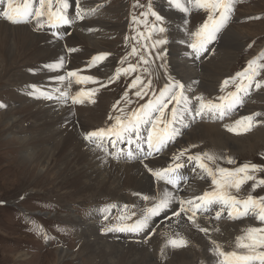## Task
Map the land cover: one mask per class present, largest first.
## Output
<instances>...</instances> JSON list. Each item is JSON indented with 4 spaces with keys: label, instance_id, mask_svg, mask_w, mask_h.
Segmentation results:
<instances>
[{
    "label": "bare ground",
    "instance_id": "obj_1",
    "mask_svg": "<svg viewBox=\"0 0 264 264\" xmlns=\"http://www.w3.org/2000/svg\"><path fill=\"white\" fill-rule=\"evenodd\" d=\"M53 1L56 3L57 0ZM101 1L79 0L75 2V0H68L69 6H75L76 8L78 3L85 7L86 5L95 6V4ZM54 5H52V8ZM168 5H164L165 8L162 9L166 19L170 22L169 26L172 36L170 38L168 26V37L166 38L169 42L163 46L164 49H167L168 53L166 62L171 58L170 62L175 66L177 74H179V79L177 77L174 78L177 81L179 80L180 83L181 81L184 82V86H187L189 90L194 89V92L198 93V95L196 93V97H201V90L206 91L208 88L215 89L217 87L216 81L218 77L227 69L232 55H234L232 51L242 46L240 40L243 38V35L252 36V34L243 33L242 35L236 29L230 27L225 32L226 34L223 38V46L226 51H218V59H213L209 63L207 61V63L201 65V70H199L198 64L203 61L205 62L206 58L210 59V56L204 59H201V56L197 59L194 58V54L187 48L186 39L183 34L185 30L184 22L186 20L184 17L185 12L181 9H176V7L174 8V4L170 7ZM93 9H97V6L90 9V11ZM73 10L74 8L65 10L72 20V23L67 25L69 27L66 33L74 31L70 43L77 49L75 59H71L72 66L67 62V55L61 48L60 44L62 41L59 43L50 36L32 33V29L12 27L0 21V85H6L7 87L0 90V99L6 101L9 107L14 108L10 112H3L0 123L2 118L7 117L3 133L5 136L16 137L10 140L8 144L12 145V142L15 141L18 143L17 153L20 155L21 163L26 165L25 168L29 173L34 174L38 171L40 175L43 174V178L49 179L47 181L48 184H53L48 189V195L60 199L64 206L77 207V205L82 204L91 211L85 219H81L76 214L71 213L74 209L70 210L71 212L66 215L73 225L78 226L77 237L79 242H83L80 251L73 253L71 259L85 257L86 263L90 261L89 264H159L157 261L158 253L155 254L147 245L141 244L139 239L130 237H138L141 235V231L144 229H146L145 232L148 231L155 221H157L160 223V228L157 230L159 235L158 237L153 236L154 239L151 243L157 249L163 248L164 253L167 251L165 254L170 260V264H198L199 259L203 260V264H221L218 263L216 251L213 250L217 247L215 242L221 243V250L223 251L232 249L234 245H229L232 243L231 238L242 233L243 228L251 223L244 221L233 222L228 219H226L227 221L222 219L215 222L206 217H198L195 222L201 223V226L198 225L199 228H208L211 234L198 232V228L190 224L191 221H188L183 213L178 218L174 217L173 213L179 206L178 198L182 199L192 194H203L211 185L210 177L199 169H196L194 174H192L191 170L188 173V169H185L182 174L178 175V187L174 188L161 180L153 178L144 165L147 164L154 171H160L167 166L171 159L169 157L175 156L180 151L179 149L183 148L180 147L181 145H190L193 141L200 139H210L211 142H215V145L224 143L233 148H239L242 146V142L239 139H235L232 135L225 134L219 125L193 122V114L190 113V110H185L191 107V102L189 104L184 103L178 108V111L181 110L178 112L179 121L175 124L178 135L173 138V142L168 144L167 147L170 148H167L168 150L164 155L157 153L159 157L154 154L146 160L143 159L144 152L137 150L139 141L135 139L136 142H133L130 147L133 155L129 157L128 152L122 149L119 154L121 157H118V161H116L115 158L112 160V157L100 151L107 150L104 140H94L91 143L84 140L85 132L97 130L104 124L107 127H114L115 123L108 119L106 122L103 121L106 112L107 95L103 92L102 88L97 89L101 92L95 90V94L91 97V99L95 100V103L90 102L89 97H80L84 102L74 104L72 98L78 97L85 90V85L88 84H78L75 77V84L70 87L69 97L71 104L68 102L67 95H63L61 92V89L64 91L66 88L63 85L64 81L67 80V70L70 67L69 70L80 67V60L83 64L87 63V61H83L89 60L91 57L90 53L92 50L89 49L91 44H97L101 50L111 46L105 34L110 32L118 33L123 29V25L120 22L114 23L112 21L117 19L118 14L115 13V18H111V20L100 17L99 19L89 21L90 17H86L84 21L85 17L82 20L75 17V13L81 10L78 8L74 12ZM122 12H124L123 5L119 12L121 16L124 14ZM102 13L103 15L107 14L105 12ZM44 17L47 19V14ZM73 21L87 23L84 25L80 24L79 27ZM94 21L100 22L101 26L97 27L98 23ZM52 23L56 24L57 27L44 25L43 28L51 29L53 36H60V31L63 32L62 25H59V22L55 19L52 20ZM21 24L29 25L25 23ZM95 28L97 29L95 30ZM40 29L37 26V30L34 31L39 32ZM222 36L223 32L220 29L216 35V40ZM81 40L85 42L81 43ZM211 47L212 41L207 44V49ZM208 52L206 55L209 54ZM58 58L64 61L62 69L52 70L45 67L57 61ZM105 60L102 63L99 62L92 70L84 68L83 72L85 73L82 76H92L93 74L96 77L93 70L103 64L106 66L101 71L102 76H107L113 70V65L110 63V57L107 56ZM61 76H64L63 80L59 79ZM260 85V91L255 87V84L252 86L255 93L248 95L250 96L249 98L252 97V100L251 102H247H250L249 104L244 103L243 105L246 107L245 114L253 115V110L258 109L257 104L259 101H264V90L261 89V83ZM48 92L51 93L53 99L43 97L42 93ZM21 93H26L30 97L27 98ZM196 97L193 105L200 102ZM46 100H50L48 104H45ZM72 104L74 107H70ZM77 105L82 106V108L76 107ZM262 108L264 109V107ZM133 112H130L126 121L131 118ZM205 112L203 115H205ZM85 114L88 115L87 119L84 117ZM235 115L237 116L238 114ZM257 117L259 118V115ZM258 121L260 119H257ZM25 125L28 126L27 129L24 128ZM146 135L147 129L143 128L139 134L140 140ZM254 136L256 137L254 140L264 139V128L256 129L250 135V137ZM124 141V139H121L117 143L122 144ZM251 143L246 144L251 145ZM253 145H251V149ZM100 147L101 149L99 150ZM119 149H121L120 146ZM181 178H184L189 183L182 185ZM145 196L150 199L152 205L143 211L144 216L137 222L143 221L145 216H148L147 226L143 230L135 232V235L126 231L118 232V236L112 234L102 236L99 234V219L101 216H98L101 211L100 207H104V199L112 198L116 201L129 203L131 202L129 198L142 200L145 199ZM165 198L169 200L167 210L162 211L158 215L150 216L149 210ZM27 199L28 197H25V200ZM1 205L5 207L6 203L4 202ZM168 216H171L175 220V222H170L173 225L172 227L162 225L167 221L165 219ZM102 228L103 226L101 230ZM179 235L186 237L185 240L186 243L190 244H188L191 246L190 249H182L179 252L172 249L173 245H171L170 240ZM205 235L213 238L215 242L211 240L210 244L208 242L209 239ZM132 240H134L133 243H129ZM197 248L200 249L199 252L195 251ZM62 252L59 255L55 253L56 257H58V261L56 260L55 264H62L64 260L68 259V253H65L66 250ZM17 257L19 259L25 257V255L21 253Z\"/></svg>",
    "mask_w": 264,
    "mask_h": 264
},
{
    "label": "rangeland",
    "instance_id": "obj_2",
    "mask_svg": "<svg viewBox=\"0 0 264 264\" xmlns=\"http://www.w3.org/2000/svg\"><path fill=\"white\" fill-rule=\"evenodd\" d=\"M184 2L185 0L184 1L180 0V3H184ZM53 4H55V1H53ZM168 4H169L168 0H102L98 4H95V6L86 5L84 7L85 9H92L97 6V9L88 11V13L86 14L87 17H90L89 21L99 19L100 17L106 20H111V18H115V15H114L115 13V14H118L117 19L112 20V21L114 23L120 22L123 25V29L119 31L118 33L116 32L106 33L105 36L110 42L111 46L109 47L102 46V47H106V48H103L102 50L108 49V50L114 51V53L117 55L115 58L116 61L120 60L124 62V64L122 65V70H121L123 76L119 79V81L116 84H109V88L112 90V93L116 97L119 96L123 92V88L126 85V83L130 86L131 82L135 80L137 77H140L145 84H147L148 80H150L148 75L145 74V71L143 69L144 65L142 61H140V67L138 69L136 68V71L128 73L127 75L124 73L123 69L127 68L129 65H132L133 63L136 62L138 55L132 54L133 48H136L137 50H140L141 52L144 51L145 54L147 52H151V53L152 51L154 52V55L149 57V59L152 62L149 65H145V68L149 76L160 78L161 81H159L158 83L159 86H164V85L166 86V84L168 83L169 76L177 77L179 79V74H177V71H176L177 69L170 62L171 58L169 59L168 62H166V60L162 62L155 58V53L159 51L160 49L151 48L152 43L155 40L160 39L161 36L168 37V32L164 34L155 32L151 27L152 24L155 23L154 17L142 15L143 13L148 11V6L151 5L153 11L158 12L161 16L165 18V23L163 26L168 27L170 25V22H168V20L166 19V16L164 15L162 11V9H164L165 6ZM122 5L124 7V12L122 13L124 14L121 16L119 12L121 10ZM170 6H173V4L168 5V7ZM187 7H188V12H185L184 17L187 19L188 23L185 20L184 22L185 30L183 32L184 38L186 39V44L190 43L191 41L192 42L195 41L196 38L194 36V33L197 32L204 23L208 22V17L210 15V13L206 12L205 10L197 6L188 4ZM69 8L71 9L74 8L73 12L76 11L77 9L75 6H69ZM174 8H175V5H174ZM2 9H3V6H0V11H3ZM131 9L134 12H132ZM198 11H203L202 13L203 15L201 17L197 14ZM102 12H105L107 14L103 15ZM46 14L47 12H45V15ZM259 14H264V0H233L232 10L227 13L226 15L227 18L224 20L223 24L220 27V29L223 32V36L220 38L219 41L216 39L212 41V47L208 49L209 52L206 51L204 54L201 53L198 56V57L201 56L200 57L201 59L202 58L204 59L205 57L210 56L209 57L210 59L206 58L205 62L203 61L200 64H198L199 70H201V65L204 63H207V61L209 63L213 59L217 60L218 51H226L225 47L223 46V38L225 37V34H226L225 32L228 31L230 27H233L238 32H240L242 35L243 33L245 34L249 33V34H252V36L243 35V38L240 40V43L242 44V46L239 47L237 50L235 49L232 51L234 55H232V58L229 62V65L227 66V69L223 71L221 76L218 77L216 81L217 87L215 89L208 88L207 89L208 91L201 90L202 98L205 97L206 95H208L210 98L219 96V98H223L225 101H227V100H230L229 94L235 93L237 91L238 85L244 84L245 86H247V81L237 78V74L243 71H246L248 67L243 66L239 71L235 70L237 68L236 66H238L239 64L240 56H244V54L246 55L247 60L251 59V62L256 61V63H260V64H255L256 66L255 65L253 66L254 70L259 72V75L254 77L256 78L254 80L258 81L259 83H262L261 89L264 90V15L262 16ZM233 17L235 19L231 21ZM215 19L218 21L219 13H215ZM0 21L12 27H25V28H29L30 30L32 29L33 31L32 33L36 35L44 34V35L50 36L51 38L58 41L59 43L62 41L60 44L61 48L67 55V62L72 66L73 63H71L72 62L71 59L72 58L75 59V56L77 53L76 52L67 53L64 48V46L66 45L70 48H76L72 46V44L70 43L72 35L66 40H62V38L60 39L59 35L53 36L51 34L52 32L51 29L41 28L39 32L34 31L35 29L33 28H37L36 27L37 24L33 23V21H31L29 25H23L21 23L11 25V23H9L2 16L0 17ZM94 22L98 23L97 27L101 26L100 22H97V21H94ZM85 23L84 22L79 23L77 21V25L79 27H80V24L84 25ZM90 23H93V22H90ZM68 27L69 26L67 25H62L63 32H66ZM96 29L97 28H95V30ZM169 34L171 38L172 36L170 33V26H169ZM81 41H82L81 43L85 42L84 40H81ZM217 42L219 44L218 46L215 47V44ZM91 43H93V41H91ZM100 43H102V41H100ZM145 45H147L148 47H145ZM89 49L92 50V52L90 53L91 59L94 58L93 56H95V54L102 52L97 44H93V45L91 44ZM188 49L192 53V50L190 48ZM164 50L167 53V49L165 48ZM244 50H247V52L244 53L243 52ZM207 52L209 53L208 55H206ZM167 57H168V53L166 55V58ZM198 57L194 55L195 59H197ZM86 61L87 60L83 62H86ZM110 63H112L111 59H110ZM161 63L167 64V71H165L164 68L160 67ZM79 64H81L80 67H82L83 63L81 62V60L79 61ZM105 66L106 65L103 64L102 66L96 68L97 70L96 69L93 70L95 71L96 77L92 74L93 71L91 72L92 76L97 78V80H100L103 77L101 71L104 69ZM100 74L101 76H99ZM225 80L229 81V84L227 86L224 85ZM181 83L184 85V82L181 81ZM154 85L155 83L152 82V86ZM60 86L58 87L60 88ZM63 86L64 87L66 86L65 81H64ZM139 87H142V85L138 86V88ZM4 88H7L6 85H0V90ZM102 89H103V92L107 95V103H106V110H105L106 112H105V117H103V121L106 122L107 119L110 120L109 117H111L112 114L114 113V106L113 104H111V99L113 97V94L109 90H107V88H102ZM96 91L101 92L98 90ZM184 91H186L184 92L186 100L189 101L187 102V104L191 102V107L189 109H192V110L198 109L199 107L198 105L200 102L193 105L195 102V97H196L197 92H194V89L189 90L187 86L186 87L184 86ZM254 91L255 90L251 88L248 94H242L240 98L242 99L243 103L233 106L234 110L238 111V115L233 116L234 119H232L233 120L232 122L236 121L238 117L242 119L244 117L251 116V114H245L246 107L243 105L244 103H247L248 101L251 102L252 97L249 98L250 96L248 95L255 93ZM258 91H260V89ZM61 92L63 93V95L66 94L65 90L63 91L61 89ZM21 94L26 96L27 98L30 97V95L26 93H21ZM49 101L50 100H46L45 104H48ZM126 101L128 100H125V102ZM0 105L5 106V107H0V118L3 112L5 111L10 112L14 110L13 107H9V104H7L6 101H3L1 99H0ZM257 105H258L257 107L258 109H256L255 111L253 110L252 113H254L253 114V116H255L254 119H260V124L257 127H253V130L251 128L249 132L248 131L245 132L241 128V134L239 135L233 132H229L227 130L226 122L228 119L227 118L228 113L224 115L223 118H221L219 115V112L215 110L212 112L206 111L203 117H201L200 119H197L198 117L196 116L193 121L195 123L200 122L201 124L203 122V124H207V125L209 123L211 125H219L225 134L232 135L233 137H235V139H239L242 142V146H240L239 148H233L232 146L226 145L224 143L221 145H215V142H211L210 139L208 140L200 139V140L193 141L194 143L192 142L190 145H181L180 147H183V148L179 149L180 150L179 152L183 151L184 149L192 148V150L194 151L201 150L203 151V153L210 154L214 157H217L219 160H222V161H225V154L229 152H231L234 157H238L241 161H246L247 162L246 164H250L249 162L253 160H259L261 158L262 153L264 152V139H261L262 141L260 139L254 140L256 138L255 136L250 137V135L254 133L256 129L264 128V109L262 108L264 107V101H259ZM70 107H74V105L72 104ZM76 107L82 108V106L80 105H77ZM260 108L263 110H261ZM180 111L181 110H179L178 112ZM190 113L194 114L193 111L191 110H190ZM257 113H259V118L256 115ZM84 117L87 119L88 115L85 114ZM217 117H220V118H217ZM6 118L7 117L2 118L1 123H0V264H55V261L56 260L58 261V257H56L55 253L59 255L63 253L62 252L63 250L64 251L66 250L65 253H68L67 255L68 259L66 258L67 260H64L62 264H89L90 261L86 263L87 260L85 259V257H78L77 259H74V260L71 259L73 253H78L80 251V248L83 242L80 241L81 242L80 243L77 237L78 226L73 225V223L69 221V218L66 217V215L69 212H71L70 210L74 209L71 213L76 214L81 219L82 218L85 219V217H87L89 213L91 212L90 209L86 206H83L82 204L77 205V207L64 206L60 199L56 197H51L50 195H48V189L53 184L51 183L48 184L47 181L49 179L43 178V174L40 175L38 171H36V173L34 174L29 173L27 169L25 168L26 165H23L21 163L20 155H18L17 153L18 151L17 149L19 147L18 143L15 141V142H12V145L8 144L10 140H13L16 137L14 136L10 137V136L4 135L3 127L5 125ZM110 121L115 123L112 119ZM177 121H179V119ZM24 128L27 129L28 126L25 125ZM104 128L108 129L110 127H107L104 124L99 129H104ZM249 142L250 143L252 142L251 145L254 144L252 149L250 148L251 147L250 144H246ZM255 144L257 147L255 146ZM106 146H107V151L100 150L101 147L99 148V150L102 152H105V154H107L109 157H112L111 159L114 160L113 158L119 154L118 150L116 149V147L113 148L109 144H106ZM127 146H130L128 142L123 143V145L120 144L121 149L128 150L129 147ZM177 154L178 153H176L175 156ZM118 157H121V155ZM241 157L245 158V160H243ZM115 160L118 161V159H115ZM236 160L237 159H235L234 162H236ZM25 197H28V199L25 200ZM129 199H131V202L129 203H123L121 201H116L112 198L103 200L104 207L103 208L100 207L101 211L98 216V217L101 216V218L99 219V226H100L99 234L100 235L107 236L108 234H112V235L118 236L117 235L118 232L120 233V231L118 230H113V231L107 232L106 234H103L105 233L103 231V228L101 230L102 226L104 227V226H108L109 224H111L110 222H112V220L115 217V214L112 212L113 210L114 211L119 210L120 207L123 205H129V206L133 205L138 209L139 212L141 211L140 212V215H141L140 219H141L144 216L143 211L145 209L150 208V206L152 205L150 199L148 198L142 199V200L135 199V198H129ZM4 202L6 203L5 207L1 205ZM19 210L22 211V214H20L18 217L17 213H19L18 212ZM19 218H25V220L22 222H19L18 220ZM34 219H37L38 224H40V226L43 227L44 230L47 231V233H49L48 236L45 235L46 237L44 238V236L40 235V232L44 233V230L41 227H38V224H35L34 225L35 227L33 225H27L26 222H28L29 220H34ZM102 219H106L107 224L105 223L102 224L101 223ZM224 221H227V220H224ZM170 222H175L174 218H170L169 220L165 221L162 225L165 227H172L173 225ZM157 223L158 222L155 221L153 226L150 229H148V231L145 232L146 229L141 231V235H139L138 237L137 236H130V237L139 239V241H141V244L147 245L155 254L158 253L159 256H158L157 261L159 264H168V261L170 264V260L167 258V255L165 254L167 251H165L164 253L163 248L157 249V247L154 246L153 243H151L154 239L153 236L158 237L159 235L157 230L160 228V223L158 224ZM190 224H192L194 227L196 226L195 228H198L197 231L201 232L199 228V226H201V223L190 222ZM250 225H252V223ZM151 231H155V233L150 239L145 241V237ZM126 232L132 233L133 235H135V232H130V231H126ZM201 233H204V232H201ZM208 233L211 234V232H208ZM238 236L239 234H237V236L235 237H232L231 238L232 243L229 245L235 246ZM205 237L209 239L208 241L209 243L211 240L214 241V239L211 237L209 238V236L205 235ZM173 239H176L178 241L180 239L186 242L185 236L179 235L177 237H173ZM133 241L134 240L129 241V243H133ZM188 244L189 243H186V245L183 247L172 246V249H174L176 252H179L182 249L188 250L191 248V246H189L190 244L189 245ZM215 245L219 246V248L221 249V243L215 242ZM199 250H200L199 248L195 249V251L197 252H199ZM213 250L212 252H214ZM21 253L25 255V257L18 259L17 256L18 254H21ZM216 257L218 258V263H221L220 257L219 255H217V253H216ZM198 264H203V260L199 259Z\"/></svg>",
    "mask_w": 264,
    "mask_h": 264
},
{
    "label": "snow or ice",
    "instance_id": "obj_3",
    "mask_svg": "<svg viewBox=\"0 0 264 264\" xmlns=\"http://www.w3.org/2000/svg\"><path fill=\"white\" fill-rule=\"evenodd\" d=\"M60 4L58 11H53L52 5L53 0H24L23 5H19L15 0H0V6H3V11H0V16L6 19L8 22L26 23L30 19H35L37 21V26L40 28L44 27V23L41 22L42 17L45 16L47 12V21L49 27H57L56 24L52 23L55 19L59 22V25H70L72 20L69 18L66 9L69 8L68 0H57ZM170 5L174 4L176 8L181 9L184 12H188V4L197 6L206 12L210 13L208 17V22L204 23L200 29L194 33L195 41L187 44V47L192 50V53L198 57L201 53L207 51V44L216 39V35L220 30L221 25L227 18L226 13L232 10L233 0H185L184 3H180V0H168ZM36 5V6H34ZM215 13H219V20L215 19ZM143 16L154 17L155 23L152 24V29L157 33H167V27L163 26L165 23V18L161 16L158 12L152 10V6H148V11L142 14ZM77 19H83V14L81 11L75 13ZM168 39L165 36H161L160 39L155 40L151 48L160 49L155 53V58L160 61L166 60V51L164 47L168 44ZM145 47H148L145 45ZM76 48L68 49V52H76ZM137 49L133 48L132 54L136 55ZM109 54H99L96 55L89 64L87 68H91L98 62H103ZM148 55L151 57L152 53L149 52ZM141 61L145 65H149L152 61L150 59H145L141 56ZM123 63V61L121 62ZM256 61H252L248 65V69L237 74V78L247 81V86L240 84L237 86V91L235 93H230V101L225 104H209L204 102L202 97H196L199 103L198 109L192 110L186 108V111H193V119L196 116H203L205 111L212 112L217 111L221 118L226 115L229 111L233 110L234 105L242 104L243 101L240 98V93L248 94L249 90L252 88L253 83L258 89L261 85L258 81L254 80L255 76L259 75V72L253 69V64ZM64 66V61L59 59L49 65L46 68L52 70L62 69ZM161 68L167 71V64L161 63ZM137 66L129 65L127 68L123 69L124 73L136 71ZM80 70L68 71V77H76V82L78 84L94 83L100 84L101 87H106L107 84L114 82L120 76V70H117L115 75L111 77L108 81L101 83L97 78L90 75H79ZM60 80L64 79V76L59 77ZM229 84L228 80L224 81V85ZM142 85V87H139ZM130 88H138L135 92V96L143 99L144 96L149 95L152 88V80H148L147 84L143 82L140 77L133 80L129 86ZM35 91V86H34ZM43 97L46 99H53L50 92L42 93ZM95 94V90L83 91L78 97H73L72 102L74 104L83 103L84 101L80 97H89L90 102L95 103L94 99L91 97ZM153 97H156L155 92L151 93ZM124 98H127V92ZM223 99V98H221ZM175 102V106L171 110V118H165V112L168 109L170 103ZM187 103L184 94V85L177 81L174 77L169 76L168 83L164 89L159 93L158 98L150 99L147 104L141 106L139 109L135 110L131 114V118L126 122L121 119L120 116H116L115 126L108 129H97L94 131L87 132L83 139L88 142H93L94 140H103L104 138L112 141L113 146H115L116 141L124 139L129 145L133 138L139 140L137 144V150L144 152L143 159H147L149 156L160 153L164 148L168 146L169 143L173 142V138L178 135L175 124L180 118L178 113V108ZM0 107H5L0 105ZM115 108V106H114ZM257 116L259 113L256 114ZM113 119V117H109ZM254 122V116L244 117L241 120L235 121V127H230L227 130L229 132H235L237 135L241 134V128L243 131L251 130ZM146 128L147 135L140 140V131ZM132 135H129V134ZM146 146L147 151L145 152ZM195 147V146H193ZM187 150L180 152L179 156L173 157V162L179 160L181 156L185 154ZM133 152L131 148L128 152V156L131 157ZM204 157L208 160L214 161L218 159L210 154L204 153ZM201 155L188 156L189 160L197 162V166L211 178V182L214 185L212 191H206L201 195L194 196L188 199L178 198V208L173 213L174 217H180L183 213L188 221L195 223V217L201 210L204 212L213 211L214 205H219L215 209V218L219 219L221 213L225 209H229L228 218L230 219H240L242 217H247L249 215L257 218L262 224H264V198H256L249 196L246 200H239L236 196L231 195L230 190L235 188L239 191L242 184L249 180H255V177L250 173H255L259 171V166L245 164L234 171H230L223 167H217L215 171L207 167L204 163L200 162L202 160ZM228 163H234L232 160H228ZM151 175L159 180H163L168 185L176 186L178 184L179 177L176 176L178 169L182 167L181 164L175 163V167H168L161 169L160 171H154L152 168L148 167L147 164L144 165ZM264 185V179L258 180L253 183L252 188L255 190L256 187ZM147 199V197H145ZM169 205V200L165 198L156 206L149 210L150 216H155L160 214L162 211H166ZM191 213V215H189ZM148 216H145L144 220L137 223L135 226L128 228H106L105 231H130L139 232L147 226ZM201 232L208 233V228H200ZM171 245L177 247H183L186 245L184 240H170ZM237 248L245 249L244 253H238L237 251L224 252L216 247V253L223 258L222 264H264V227H251L246 230V234L237 238L236 242Z\"/></svg>",
    "mask_w": 264,
    "mask_h": 264
}]
</instances>
